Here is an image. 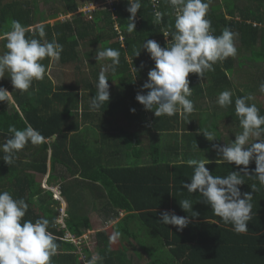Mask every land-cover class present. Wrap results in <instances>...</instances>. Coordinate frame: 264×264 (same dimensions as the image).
Here are the masks:
<instances>
[{
  "label": "trees",
  "instance_id": "obj_1",
  "mask_svg": "<svg viewBox=\"0 0 264 264\" xmlns=\"http://www.w3.org/2000/svg\"><path fill=\"white\" fill-rule=\"evenodd\" d=\"M17 1L20 0H0V34L10 30L12 20H18L29 29L26 36L30 38L51 41L55 36L57 42L63 45V52L58 62L48 58L41 61L46 68L48 65L51 67L52 64L58 63L54 69L57 72L61 65L65 66L70 62L69 58L73 51L76 58L79 51L75 48L82 39L85 40L82 42L83 46H86L84 54L94 55V57L91 61L93 65L90 67L80 69L79 66H84V63H75L74 67L69 68L72 69V73H77L74 74L76 76L72 84L65 82L66 71L55 76L57 81L55 86L58 88L55 91L52 90V84H47L44 79L34 80L27 92L12 89L11 93L21 113L10 99L7 102H0V145L11 137L8 132L10 125H15L18 129L31 125L44 137L40 144H27L17 153V158L11 165L3 161L4 153L0 150V191H9L14 198H23L28 203L29 207L24 219L33 222L41 217L49 219V231L56 236V242L59 245L57 254L52 257L53 264H84L79 259V253L74 250L75 243L64 237L66 230L76 238L86 231L93 233L92 240L84 243V247L80 249V252L85 254L84 259L88 261L99 253L103 257L102 264H203L207 260L205 254L211 252L213 243L215 244L218 240V236H222L223 230L221 231V225L219 226L218 223L225 224L214 214L211 207L209 211L200 205L198 207L194 202L196 193H189L184 188L186 199L193 204L192 211L198 213L195 218L215 216L218 223L194 220L182 231H177L172 225H163L160 214L166 210L169 211L165 209L169 200V186H171L169 179L168 181L166 179V186L162 187L161 196L156 194L147 197L139 193L135 194L139 185L137 181L145 177L144 173H138L141 167L108 166L104 164L103 156V146L106 141L113 140L115 147L113 149L116 154L124 153L132 148L134 135L122 127L117 129L116 126L112 127L111 120L108 119L115 120L119 113L125 110L134 115L127 117L128 120L133 121L141 115L142 118H147L143 105L135 99L138 93L137 85L133 82L134 79L129 71L135 68L140 75L148 74L154 67V61L150 59V54L142 45L147 40H155L161 47L166 46L171 37L164 40L163 32L169 25L174 27L175 23L172 7L166 3V0H156L155 3L153 0H142V7L134 19L135 29L130 33L127 30L130 15L126 11L129 6L127 0H114L111 4H108L106 0H87L99 5L90 12H79L62 20L53 19L59 15L74 12L78 5H85L86 1L57 0V4L63 6L59 15L58 8H53L51 14H42L43 17L38 20H36L38 18L36 15L39 14L37 0ZM208 2L207 18L211 20L212 28L215 29L214 35H220L225 28L236 33L235 41H240V46L237 47V55L234 58L240 66L245 65L255 70L257 67L251 63L247 65L241 62L240 57L244 52L242 49L248 50L255 56L254 58L250 55V60H256L258 65L264 62V0H208ZM7 8L11 9V13ZM157 10L166 13L162 24L153 23L154 12ZM40 22L45 23L47 35L44 38H40L38 33H33L32 27ZM114 25L119 30L114 29ZM0 41H3V45L6 43L4 40ZM93 41L99 43L100 47L89 50L88 45ZM106 48L117 49L121 53L120 63L115 72L109 69L108 79L119 80L120 77L122 83H116L109 89L110 99L99 111H92L90 98L96 94L98 76L111 63L110 60L96 59V54ZM138 50L139 56H134ZM234 58L229 57L223 62H217L212 74L219 73L223 79H227L225 70L232 67ZM244 59H247V56ZM5 75L10 74L6 72ZM46 75L45 78H48ZM61 77L64 79L60 80ZM3 80L0 79L2 87L5 86ZM34 83H37L36 90ZM123 84H125L124 87ZM147 91L145 89L141 94H146ZM89 138L94 140L97 138L96 141L99 142L93 151L89 145ZM118 160H120L119 156ZM58 165L64 167L65 175L56 174ZM242 167L228 162L206 165L211 174L221 177L232 171H239ZM254 170L255 162L252 160L248 165L249 176L245 175L243 177L245 183L238 187L243 194L246 188H250V184L257 186L256 198L251 201L254 203L252 211L261 215L256 217L254 215L247 223L251 234H239L241 242H238L236 249H238L237 257L243 262L246 260L253 264H264V223L262 222L264 214L263 209L259 207V202L255 201L264 197V187L259 185ZM36 172L47 173V181L50 184L59 185L64 202L54 199L51 191L41 188L40 181L35 179ZM192 175L179 180L172 179V185L190 183ZM158 183L161 185L163 182L158 181ZM154 199H157V202L153 203ZM161 204L162 207H160ZM62 205H64L63 211L59 214L58 208H62ZM94 209L103 212L97 227L87 215L88 210ZM119 209L127 211L121 218L118 217ZM176 210L180 212L178 216L192 215L191 212H185L182 209ZM65 211L66 218L63 216ZM60 216L65 228L59 222ZM117 231L121 233L120 237L116 241L110 240L113 233ZM227 232L234 238L233 240L238 241L235 232ZM151 233L156 234L153 237L154 245L162 242L160 247L164 253L159 246H155L162 255L154 252L149 243L147 244L151 239L149 236ZM131 242L139 246L149 261L138 263L130 259L127 245ZM163 255L164 257L161 258ZM229 257L232 262L228 260L226 254L224 255L228 262L225 264H233L235 261L234 256L229 254Z\"/></svg>",
  "mask_w": 264,
  "mask_h": 264
},
{
  "label": "clouds",
  "instance_id": "obj_2",
  "mask_svg": "<svg viewBox=\"0 0 264 264\" xmlns=\"http://www.w3.org/2000/svg\"><path fill=\"white\" fill-rule=\"evenodd\" d=\"M153 2L155 3L156 0ZM127 3L129 6L126 11L130 14L127 30L131 33L135 29L134 19L142 7V0H127ZM166 3L175 13L174 27L169 25L163 32L164 37L171 39L167 41L165 47H161L155 40H147L143 43L142 47L150 54L154 67L149 70L148 80L141 86V92L137 93L135 99L145 110L154 109L156 117L162 115L171 117L178 113L181 116H188L195 111L193 102L188 99L192 95L189 74L194 73L198 77H204L205 73L215 70L214 65L217 62L235 57L236 33L225 28L220 35H214L215 29L212 28L211 20L207 18L208 0H166ZM78 9L60 16L63 19L70 18L79 13ZM165 15L164 12L155 11L153 23L162 24ZM114 29H117L116 25ZM28 31L29 29L18 20H12L10 30L0 34V40L6 41L4 47L7 49L0 55V79H4L2 82L5 84L4 87L0 85V102L9 100L13 88L27 92L34 80H43L47 69L41 61L45 58L55 62L61 58L63 45L57 42L55 36L51 41L30 38L26 36ZM33 33H38L40 38L46 37L45 23L40 22L35 25ZM139 50L134 56H139ZM120 55V51L113 48L97 52L96 59L110 60L111 63L98 76L96 94L90 98V110L99 111L109 101V84L105 73L109 69L115 72L120 63ZM134 71L136 72L135 68ZM6 72L10 74L8 77H5ZM145 89L148 90L147 93L141 94ZM259 90L264 93V82L260 84ZM233 96L232 90L221 91L217 95L216 104L221 108H228L233 104ZM254 99L252 95L235 97V115L239 118L242 131L235 135L234 142L225 143L223 146L213 145L217 153L222 156V160L217 162L227 161L243 167L239 171H232L221 177L211 174L206 168L208 160L189 159L186 163L193 168V175L190 183L182 184L189 193H200L203 202L210 205L214 214L225 224H231L232 230L237 234L247 233V223L252 219L253 195L242 194L238 187L245 183L243 177L249 176L250 161L254 160L255 178L261 186H264V115L260 114V109L255 103H250ZM8 132L11 137L0 145V150L4 153L3 161L7 165L14 162L17 153L27 144L37 145L44 140L42 134L31 125H26L22 129L10 125ZM202 133L209 141L216 139L213 131L205 130ZM47 175L44 174L43 189L51 191L54 199L64 202L59 185H50ZM251 188L254 192L258 191L255 184L251 185ZM192 205L188 199L181 200L179 202L181 209L191 212L192 215L178 216L166 210L160 214L161 223L175 226L177 231H182L191 222L190 217L198 215L192 211ZM28 207V203L23 198H14L9 191H0V264H53L52 257L57 254L59 245L56 236L49 231L50 221L43 217L36 219L35 222L24 219ZM63 207L64 205L58 208L59 214L62 213ZM63 216L67 217L66 211ZM59 222L64 227L62 216ZM66 234L79 241V244H75L74 250L79 253V259L84 264H102L103 257L99 253L90 261L82 259L85 254L80 252V249L84 247V243L92 240L90 236L92 232L86 231L78 238L67 230L64 234L65 238H67ZM120 235V232H114L110 240L116 241ZM80 255L83 257L80 258Z\"/></svg>",
  "mask_w": 264,
  "mask_h": 264
},
{
  "label": "crops",
  "instance_id": "obj_3",
  "mask_svg": "<svg viewBox=\"0 0 264 264\" xmlns=\"http://www.w3.org/2000/svg\"><path fill=\"white\" fill-rule=\"evenodd\" d=\"M83 5L84 4L78 5L77 9ZM54 7H56V5H54ZM38 8L39 10H41L43 6H39L38 3ZM62 8L60 10L58 9V15L62 11ZM222 9L224 10L223 6ZM91 38L94 37L91 36ZM84 41L85 40L82 39V42ZM82 42H80L79 45L75 48L79 51L76 58H74L73 51L69 58L70 62L66 63L65 66L61 65V68H59L57 72H55L54 69L56 68L58 63L52 64L51 67L50 65L47 66L46 76L48 78H44V80L47 84H52L53 91L58 89L55 86L57 82L55 76L59 75L63 71H66L67 79L65 82H69L72 84L74 83V78L76 76L74 74L77 73H72V69H69L70 67H74L75 63H84V66L78 65L80 69H85L86 67H90V65H93L91 64V61L94 55L84 54L86 46H83ZM4 45L0 50V55L7 51ZM88 46L90 47L88 48L90 50L92 48L100 47V44L96 43V41H93V43H90ZM232 61V67L225 70L227 79H223L222 75H220L219 73H216L214 75L212 74V72L205 73L204 77H198L194 73L189 74V87L192 88V95L188 97V99L193 102L195 107V111L191 115L181 116L178 113L171 117L166 115L156 117L153 109V111L148 110V112L146 110L147 118H142L141 115L132 121L131 119L128 120L127 117L134 115L131 112H127L125 110L124 112L119 113L117 118H115L114 126H116V129L122 127L126 131L134 134L132 136V148H130L129 150L126 149L127 151H124V153L120 152L116 154V151H114L113 149L115 148L113 144L114 142L113 140L109 139L103 146V156L105 158L104 164L108 166L119 165L121 167H141L140 172L138 173H144L145 177L137 181L139 185L135 190V194L139 193L147 197L149 195L155 196L156 194L157 196H161L163 188L166 186L169 179V185L171 186H169V200L166 203L165 209H169L170 212H174L176 215H180L179 210L176 209H181V207L179 206V202L183 199H186L187 196L184 194L185 189L182 187L181 183L177 184V186H174L172 185L171 181L172 179L179 180L182 178H187L191 174H193V169L185 166L187 165L186 162L189 159H206L209 161L208 164L216 163L217 161L222 160V156L217 153V151L213 148V145L223 146L225 143L234 142L235 135L239 134L242 131L239 123V118L235 115V97L252 95L255 99L250 103H255L260 109V114L264 115V93L260 92L259 90L260 84L264 82V62L261 65H258L256 63L255 67L257 68L255 70H252L245 65L240 66L235 58ZM129 72H131L132 78L134 79L133 82L137 85L138 93H140L141 85H143L148 80V74L142 73L140 75L132 68ZM109 73V70L105 73L107 77ZM63 79L64 77L60 78V80ZM216 79L218 80L216 81ZM120 82L122 83L120 77L119 80L108 79L109 89H111L112 86H115L116 83L119 84ZM36 85L37 83H34L35 90L37 89ZM124 85L125 84H123V87ZM128 88H130V86ZM226 89L234 91L233 104L228 108H221L216 104V98L221 91H224ZM80 92L81 91L79 89V98L81 97ZM11 97V102L14 103L16 105V109L19 110L17 102L12 94ZM19 113H21L20 110ZM205 130L213 131L215 133L216 139L213 141L207 140V138L202 133ZM89 140V145L91 146V150L93 151V149L98 145L99 142H93L92 138H89ZM118 156L120 160H118ZM36 175L42 177H40L41 180L39 179V181L40 183H43L44 174L36 172ZM158 181L163 183H161L160 185ZM249 186L250 188H246V192L244 193H251L253 195V201L256 198V191H253V189L251 188V184ZM189 198H192V196H189ZM157 199L152 200V202H157ZM255 201L259 202V207L261 210L263 209L262 213L264 214V197H262V199L260 200L257 199ZM194 202L198 207L200 205V207L207 210L210 207V205L203 202V197L198 192H196ZM253 205L254 203H252V206ZM160 207H162V204L160 205ZM97 210L99 209H94L91 211L88 210L90 214L87 213V215L90 216L91 220L92 218L97 216L98 219L103 217V212H99ZM119 212V218L123 217L127 213V211H123L121 209H119ZM254 215L256 217L260 216L261 214L252 211V217ZM201 218H203V216H201L199 219L190 217L191 221L205 220L212 223H218L215 216H208L203 219ZM262 222L264 223V220H262ZM218 225H221V231L223 230L221 232L222 236H218V240H216L215 244L213 243L212 247L214 248V251L212 248L210 249L211 252H207L205 254L207 260H205L203 264L228 263L224 258L225 254L230 262H232V260L230 259L229 254L235 257V261L233 262V264H253L246 260L243 262L239 257H237V244H239L238 242H241L239 240V234L235 232V237L238 238L237 241V239L233 240L234 238L231 237V235L227 232L233 231V226L231 224L220 223H218ZM224 229H226V231ZM247 233L249 234L250 232L248 231ZM149 236L151 237V239L149 240L150 244H153V242H155V239H153V237H155L156 234L151 233L149 234ZM161 243L162 242L156 244L160 245ZM128 250L131 260L138 263L149 261L147 260V257L145 258L143 251L140 248L138 249L140 253L137 250L134 252L130 251V247L128 248ZM130 252L133 253L130 254Z\"/></svg>",
  "mask_w": 264,
  "mask_h": 264
},
{
  "label": "rangeland",
  "instance_id": "obj_4",
  "mask_svg": "<svg viewBox=\"0 0 264 264\" xmlns=\"http://www.w3.org/2000/svg\"><path fill=\"white\" fill-rule=\"evenodd\" d=\"M21 1V0H20ZM20 1H17V2H20ZM57 0H40V2L37 0L36 2H37V5H38V2H39V6H43V8L41 9V10H39V14H37L36 16H38V18L36 19V20H38V19H41L43 16H42V14H44V15H48V14H51L52 13V11H53V7H54V5H56V7H54V9H61L63 6H62V4H57V2H56ZM84 1H86V4L85 5H83V8H91L92 6H93V2H87V0H84ZM245 1V0H244ZM59 5V6H58ZM7 10H8V12H10L11 13V9L10 8H7ZM43 11H44V13H43ZM40 17V18H39ZM58 19H63V17H59V18H55V19H53V20H58ZM10 25V24H9ZM32 28H34V27H32ZM31 28V29H32ZM117 29H118V27H117ZM119 30V29H118ZM163 39L164 40H166L167 38L166 37H163ZM6 41L4 40V43H5ZM235 45H236V47H239L240 46V41H235ZM3 47V41H0V50H1V48ZM255 48V47H254ZM256 49V48H255ZM242 51H244V52H242V54H241V57H240V61L242 62H244L245 64H247V65H250V63L251 64H253L254 66H255V64L257 63V61L256 60H250V58H249V56L251 55L252 57H254L255 58V56L254 55H252V54H250V52L248 51H246V50H243L242 49ZM245 56H247V59H244V57ZM247 62H249V63H247ZM6 74V73H5ZM116 75H118V73L116 74ZM5 77H8V75H5ZM10 87H11V85H9ZM10 100L12 99V97H10L9 98ZM108 120H111V123H112V127L114 126L113 124L115 123V121L111 118V119H108ZM97 139V138H96ZM96 139L94 140V139H92V141L93 142H95L96 143ZM104 139H106V138H104ZM101 141V140H100ZM56 173H57V175H61V174H63V175H65V170H64V167L63 166H61V165H58L57 166V168H56ZM35 177H36V179L39 181V179H40V177L41 176H39V175H35ZM42 178V177H41ZM41 180V179H40ZM40 186H41V188H43V187H45L44 186V183H40ZM46 189V188H45ZM87 213H89V211L87 212ZM90 214V213H89ZM120 216V215H119ZM92 222H93V224H96V227H97V224H99L100 222H101V218H99L98 219V216L97 217H94V218H92V220H91ZM114 221V220H113ZM91 236V238H93V234H91L90 235ZM156 239H157V237H156ZM147 242V241H146ZM147 243H149V245L151 246V248L152 249H154V252H158V253H160L156 248H155V246H159L160 247V245H157V244H150V242H147ZM128 247H130V251H138L139 252V248H138V246L134 243V242H131L129 245H127ZM138 248V249H137ZM161 248V247H160ZM161 250L163 251V253H164V250L161 248ZM133 252H130V254H132ZM140 253V252H139ZM161 255H162V253H160ZM164 257V255L163 256H161V258H163Z\"/></svg>",
  "mask_w": 264,
  "mask_h": 264
},
{
  "label": "built area",
  "instance_id": "obj_5",
  "mask_svg": "<svg viewBox=\"0 0 264 264\" xmlns=\"http://www.w3.org/2000/svg\"><path fill=\"white\" fill-rule=\"evenodd\" d=\"M114 0H106V2L108 3V4H111L112 2H113ZM99 4L98 3H94L93 4V6L91 7V8H83V6H81L79 9H78V12H87V11H90V10H94L93 8H95V7H97ZM112 9V8H111ZM111 9H109V10H111ZM66 237L68 238V239H70V240H72L75 244H79V241H75L74 239H72V238H70L69 237V234H66ZM83 257V255H80V258H82ZM82 259H84V258H82ZM87 264V263H86Z\"/></svg>",
  "mask_w": 264,
  "mask_h": 264
}]
</instances>
